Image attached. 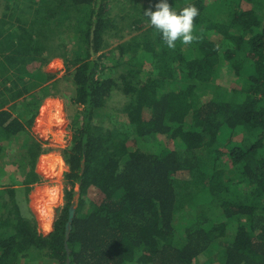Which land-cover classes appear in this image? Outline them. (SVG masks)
<instances>
[{"label": "trees", "instance_id": "trees-1", "mask_svg": "<svg viewBox=\"0 0 264 264\" xmlns=\"http://www.w3.org/2000/svg\"><path fill=\"white\" fill-rule=\"evenodd\" d=\"M157 2L0 0V264H264V0H169L199 10L174 48ZM55 96L77 108L44 235L31 129Z\"/></svg>", "mask_w": 264, "mask_h": 264}, {"label": "rangeland", "instance_id": "rangeland-1", "mask_svg": "<svg viewBox=\"0 0 264 264\" xmlns=\"http://www.w3.org/2000/svg\"><path fill=\"white\" fill-rule=\"evenodd\" d=\"M49 62L54 68L53 73L56 74V79L66 74L68 75L66 65L62 59L52 58ZM115 99L117 102L120 101V104H125L123 97L117 96ZM76 108L62 96H55L45 100L35 119V126L33 125L34 133L31 129L35 139L41 142L42 147L44 146V153L37 161L36 169L39 171L41 181L32 187V191L29 194V207L37 221L38 231L44 235L53 231L58 212L66 204L65 188L68 183L66 174L69 172V168L63 158V151L69 147L72 141V118ZM7 161H9L8 157ZM13 170H9L6 174L11 176ZM14 175L17 174L14 173ZM55 189L57 190L56 200L54 203L50 202L47 205V214L46 207L41 205L42 198H46L47 195L45 193L52 194ZM78 189L76 187V190ZM44 195L46 196L44 197Z\"/></svg>", "mask_w": 264, "mask_h": 264}, {"label": "clouds", "instance_id": "clouds-1", "mask_svg": "<svg viewBox=\"0 0 264 264\" xmlns=\"http://www.w3.org/2000/svg\"><path fill=\"white\" fill-rule=\"evenodd\" d=\"M154 7V11L151 7L145 9L144 15L162 34V39L168 48H174L178 39L183 44H190L193 41L194 19L199 15V10L194 5L184 7L177 12L170 6L169 0H158Z\"/></svg>", "mask_w": 264, "mask_h": 264}, {"label": "crops", "instance_id": "crops-1", "mask_svg": "<svg viewBox=\"0 0 264 264\" xmlns=\"http://www.w3.org/2000/svg\"><path fill=\"white\" fill-rule=\"evenodd\" d=\"M54 69V68H53ZM51 98H53V97H51ZM48 99H50V98H48ZM48 99H46V100H48ZM34 126H35V124H34ZM32 131H33V133H34V127L32 128ZM43 148H44V146H43ZM42 156V155H41ZM40 156V157H41ZM38 164V163H37ZM37 164H36V167H37ZM9 170H11L10 169V167H8V168H6V173L9 171ZM4 173H2L1 175H0V185L1 186H6V185H10V184H13L12 183V179H13V177L12 176H10V175H7L6 173H5V167H4V171H3ZM36 172L39 174V171H37V169H36ZM7 175V176H6ZM6 176V177H5ZM15 179L17 178V179H19V176L18 175H15V177H14ZM4 179V180H3ZM7 181V182H6ZM46 202V201H45Z\"/></svg>", "mask_w": 264, "mask_h": 264}, {"label": "water", "instance_id": "water-1", "mask_svg": "<svg viewBox=\"0 0 264 264\" xmlns=\"http://www.w3.org/2000/svg\"><path fill=\"white\" fill-rule=\"evenodd\" d=\"M79 197L80 195L78 194L74 200V204L73 206L70 208V211H69V221H68V224H67V229L69 230L72 226V222H73V219L75 217V214H76V209H77V205H78V201H79Z\"/></svg>", "mask_w": 264, "mask_h": 264}, {"label": "bare ground", "instance_id": "bare-ground-1", "mask_svg": "<svg viewBox=\"0 0 264 264\" xmlns=\"http://www.w3.org/2000/svg\"><path fill=\"white\" fill-rule=\"evenodd\" d=\"M46 195H44V197L46 196V198H42V204L41 205H43L42 207H46L45 209H47V214H48V206L47 205H49L50 204V202H52V203H54L55 202V200H56V195H57V190L55 189L54 191H53V193L51 194V193H49V194H47V193H45ZM44 200L46 201V202H44ZM52 203H51V205H52ZM45 213V212H44ZM49 216V215H48Z\"/></svg>", "mask_w": 264, "mask_h": 264}]
</instances>
